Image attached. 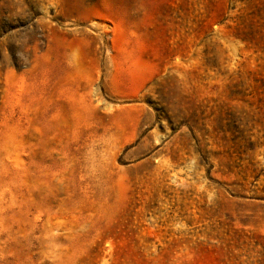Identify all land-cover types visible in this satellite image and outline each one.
Segmentation results:
<instances>
[{
  "label": "rangeland",
  "instance_id": "obj_1",
  "mask_svg": "<svg viewBox=\"0 0 264 264\" xmlns=\"http://www.w3.org/2000/svg\"><path fill=\"white\" fill-rule=\"evenodd\" d=\"M0 264H264V0H0Z\"/></svg>",
  "mask_w": 264,
  "mask_h": 264
}]
</instances>
